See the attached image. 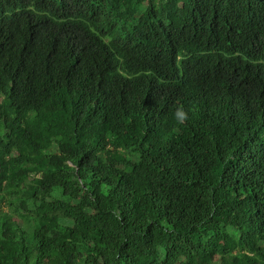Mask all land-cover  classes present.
Masks as SVG:
<instances>
[{
	"label": "trees",
	"instance_id": "16d2710c",
	"mask_svg": "<svg viewBox=\"0 0 264 264\" xmlns=\"http://www.w3.org/2000/svg\"><path fill=\"white\" fill-rule=\"evenodd\" d=\"M0 264H264V0H0Z\"/></svg>",
	"mask_w": 264,
	"mask_h": 264
},
{
	"label": "rangeland",
	"instance_id": "374dc122",
	"mask_svg": "<svg viewBox=\"0 0 264 264\" xmlns=\"http://www.w3.org/2000/svg\"><path fill=\"white\" fill-rule=\"evenodd\" d=\"M4 210H6V209H4Z\"/></svg>",
	"mask_w": 264,
	"mask_h": 264
}]
</instances>
